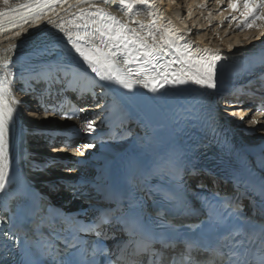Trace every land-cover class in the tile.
I'll return each mask as SVG.
<instances>
[{"label": "bare ground", "instance_id": "1", "mask_svg": "<svg viewBox=\"0 0 264 264\" xmlns=\"http://www.w3.org/2000/svg\"><path fill=\"white\" fill-rule=\"evenodd\" d=\"M203 1L150 0V3L155 5L153 9L140 6L128 14L125 9L118 6V0L117 4L105 3V0H87V3H82L80 0H65L64 3L57 4L55 11L47 10L39 19L29 18L26 23L20 22L16 27L5 20L3 30H0V77L7 76V88L4 96L6 102L14 109L13 119L9 123V167L13 165L22 177L23 174L27 176L28 173L33 175L31 181L40 189L51 184V182L47 184L42 180L51 181L58 176L70 177L81 182L84 187L96 191L102 187L106 172L116 163L128 159L138 161L150 151L151 143L145 131L142 133L133 132L122 141H87L75 149L69 150L56 146L51 151L46 141L42 140L41 133H46L57 127L64 130L69 129L84 136H92L97 133L85 131L86 121L59 119L48 113L42 114L39 106H36L33 101H29L30 110L23 111L22 108L26 101L25 96L20 97V90L31 79L38 78L41 71H49L48 75L54 77L56 71L53 69L58 66L59 75L70 73L74 69L76 73L82 74L83 79H87L92 90L88 96L95 98V104L99 111L96 121L101 120L94 125V129L98 125L100 128L104 127L105 123L113 118L119 120L123 126L125 122L132 125L135 123L134 121H137L138 123H135L137 130L146 129L149 124L148 120H158L174 128L181 120H189L193 114L198 113L201 108H205L212 114V118L217 124L235 137L238 143L250 150L252 158L264 171V116L258 115L256 123H252L253 119L250 120V113L239 108H230L218 113L219 106L215 102L218 95L237 80L236 74L231 73L229 67L247 55L246 53L249 51L247 48L258 45L264 35V25H259L250 36L246 35L248 32L239 35L238 39L245 41L243 46L232 47V43H228L225 39L221 45L218 43V39L222 31H219V34L216 32L218 25L210 27L209 19H206L205 15L208 9L217 7L220 0H205L206 5ZM28 2L29 0H9L6 5L4 0H0V11L17 8ZM97 8L111 13L138 31L140 29L136 22H142L147 26L156 18L148 15L151 10L156 15H162L165 18L163 23L166 24L168 20H171L173 27L185 37V41L192 43L193 52L204 48L218 51L222 60L217 62L216 88L202 87L189 82L183 85H166L159 92L154 93L139 85L129 91L115 82L100 80L86 64L81 62V58L56 27L62 22L65 27L71 26L72 23H81L75 17L82 9L94 12ZM185 14L186 16H183ZM194 15L197 16L193 17ZM224 17V14H217L219 20L232 21V18L227 20ZM190 21L192 24L189 23ZM233 24L230 26L232 27ZM186 25H192L194 36L187 33ZM141 34L143 35L144 32L142 31ZM207 34L209 37L203 38ZM213 35L215 37L209 39ZM96 43L99 44V41ZM100 46L103 47L102 44ZM56 49L62 52L60 57L54 56L53 53ZM5 63H7V67L4 66ZM117 63L121 68L126 67L123 53L117 58ZM128 67H131L133 71L138 70L134 63ZM175 67L179 66H174L170 71L175 70ZM13 101L18 103H13ZM187 101L193 107L189 103H185ZM88 145H93V147L89 148ZM52 156L65 158L74 167H69L68 169L71 170H66L48 166L49 164L55 165ZM49 196L61 205L79 206L81 204L75 195H70L66 191L56 190Z\"/></svg>", "mask_w": 264, "mask_h": 264}, {"label": "snow or ice", "instance_id": "2", "mask_svg": "<svg viewBox=\"0 0 264 264\" xmlns=\"http://www.w3.org/2000/svg\"><path fill=\"white\" fill-rule=\"evenodd\" d=\"M64 2L65 0H29L28 3L21 4L17 8L0 11V30H3L5 20L16 27L20 22L26 23L29 18L39 19L47 10L55 11L57 4ZM80 2L87 3V0H80ZM4 3L7 5L9 0H4ZM105 3L117 4V0H105ZM118 6L125 9L128 14L140 6L148 9L155 7L150 0H118ZM228 6L232 9L238 8L236 0H229ZM243 9L242 16L245 26H250L249 19H264L260 12L264 9V0H243ZM10 12L13 14L10 15ZM148 15L156 18L147 26L142 22H136L140 31L100 8L94 12L82 9L75 17L81 23H72L71 26L65 27L62 22L56 27L81 58V62L86 64L91 72L102 81L115 82L129 91L139 85L154 93L159 92L166 85H183L189 82L202 87L216 88L217 62L222 60L219 52L209 48L197 49L193 52L192 43L185 41V37L173 27L171 20L165 24L162 22L165 18L162 15H156L151 10ZM96 41H99V44ZM101 44L103 47L100 46ZM121 53L124 56L125 68H121L117 63V58L121 56ZM133 63L137 66V71L128 67ZM4 66L7 67V63ZM174 66L179 67L170 71ZM55 71L59 76L58 66ZM6 81V75L0 77V192L6 190L8 182L9 123L13 119L14 112L13 107L5 100ZM13 103L18 102L13 101ZM252 123L256 121L253 120ZM93 130V122H87L85 131L92 132ZM87 147L91 148L93 145ZM192 174L198 175L199 173L194 170ZM228 207L231 208V205L229 204ZM229 214L236 215L237 210ZM105 221L104 213H99L94 226L88 228L80 227L77 222L73 221L72 239L65 240V248L58 254V259L53 258V264H95L94 257L99 250L93 249L89 253V249L79 240V233L95 232L99 235L98 229L102 228ZM127 224L128 221L120 215H113L111 220L107 221L108 227L123 229ZM133 235L140 236L135 229ZM223 240L224 243L221 244L219 250L214 252L217 257L226 255L224 248L229 247V237H224ZM155 244L159 245V251L153 247L152 243L135 249L133 255L142 256L137 260V264H201L199 259L201 253L194 244L189 243L186 246L179 260L176 259V253L172 251L174 245L171 241L159 240L155 241ZM217 264H222V262L217 260ZM228 264H249V262L237 256L236 253H231ZM261 264H264V260Z\"/></svg>", "mask_w": 264, "mask_h": 264}, {"label": "rangeland", "instance_id": "3", "mask_svg": "<svg viewBox=\"0 0 264 264\" xmlns=\"http://www.w3.org/2000/svg\"><path fill=\"white\" fill-rule=\"evenodd\" d=\"M210 14H211V11H209V13H208V16H210ZM216 27V26H215ZM231 28L229 27V26H223L222 24H220V25H218L217 27H216V32L219 34L221 31L223 32V35H222V32H221V35H220V37H219V39H218V43L219 44H223V39H225L226 41H228V43H232V47H236V46H242V45H244V40H240V39H238V38H240V36L241 35H243V33L244 32H248L246 35L248 36V34H249V36L250 35H252V33H253V30H246V29H243V30H236V31H234V30H230ZM193 30V29H192ZM192 30H191V33H190V35L191 36H194L193 35V33H192ZM220 31V32H219ZM237 33V34H236ZM199 35H201V34H199ZM238 36V37H236V36ZM240 35V36H239ZM199 37H201V36H199ZM207 37H209L208 36V34L207 35H205L203 38H207ZM213 37H215L214 35L212 36V37H210L209 39H212ZM236 37V38H235ZM198 38V37H197ZM248 38V37H247ZM210 41V40H209ZM49 149H51V151L54 149L52 146L51 147H49Z\"/></svg>", "mask_w": 264, "mask_h": 264}, {"label": "water", "instance_id": "4", "mask_svg": "<svg viewBox=\"0 0 264 264\" xmlns=\"http://www.w3.org/2000/svg\"><path fill=\"white\" fill-rule=\"evenodd\" d=\"M57 54H59V52H57ZM53 202L58 204V205H60V206H64V205H61L58 201L53 200ZM64 207H66V208H78V207H75V206H66V205Z\"/></svg>", "mask_w": 264, "mask_h": 264}]
</instances>
